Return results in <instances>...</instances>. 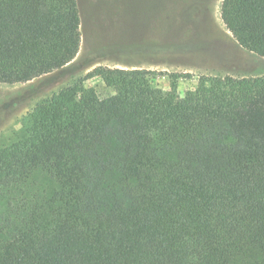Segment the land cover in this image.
<instances>
[{"label": "trees", "instance_id": "16d2710c", "mask_svg": "<svg viewBox=\"0 0 264 264\" xmlns=\"http://www.w3.org/2000/svg\"><path fill=\"white\" fill-rule=\"evenodd\" d=\"M264 58V0H222ZM77 0H0V83L71 63ZM156 72L98 66L37 103L0 146V264H264V75L200 76L182 97Z\"/></svg>", "mask_w": 264, "mask_h": 264}, {"label": "rangeland", "instance_id": "374dc122", "mask_svg": "<svg viewBox=\"0 0 264 264\" xmlns=\"http://www.w3.org/2000/svg\"><path fill=\"white\" fill-rule=\"evenodd\" d=\"M92 1L71 63L25 83H0V146L37 103L68 85L79 82L100 98L113 95L101 78L83 79L98 66L154 71L150 84L165 91L168 74L189 73L175 81L180 97L197 88L200 76L264 75V58L242 49L225 28L219 0Z\"/></svg>", "mask_w": 264, "mask_h": 264}, {"label": "crops", "instance_id": "0c3cea01", "mask_svg": "<svg viewBox=\"0 0 264 264\" xmlns=\"http://www.w3.org/2000/svg\"><path fill=\"white\" fill-rule=\"evenodd\" d=\"M219 1H220V4H221V1L222 0H219ZM91 2H93V1L92 0H90V1L89 0H86V4L82 5L79 2V0H77L78 11H79V16H80V22H82L86 18V16H87V9L91 6V4H90ZM101 20H103V18ZM103 25H105V23H103ZM106 25H108V24H106Z\"/></svg>", "mask_w": 264, "mask_h": 264}]
</instances>
